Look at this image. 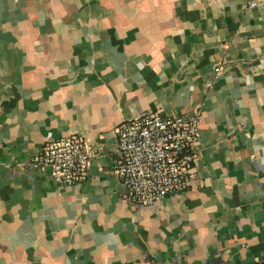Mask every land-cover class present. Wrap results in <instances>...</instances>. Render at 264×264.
I'll use <instances>...</instances> for the list:
<instances>
[{
  "label": "crops",
  "instance_id": "1",
  "mask_svg": "<svg viewBox=\"0 0 264 264\" xmlns=\"http://www.w3.org/2000/svg\"><path fill=\"white\" fill-rule=\"evenodd\" d=\"M197 105L189 188L130 205L109 171L116 126ZM72 135L83 183L27 166ZM263 257L264 0H0V264Z\"/></svg>",
  "mask_w": 264,
  "mask_h": 264
},
{
  "label": "built area",
  "instance_id": "2",
  "mask_svg": "<svg viewBox=\"0 0 264 264\" xmlns=\"http://www.w3.org/2000/svg\"><path fill=\"white\" fill-rule=\"evenodd\" d=\"M201 112V105L180 114L144 112L116 126L109 171L123 184V198L130 205L150 206L168 193L189 188ZM88 162L85 140L72 135L45 142L27 166L59 184L74 185L85 181Z\"/></svg>",
  "mask_w": 264,
  "mask_h": 264
}]
</instances>
